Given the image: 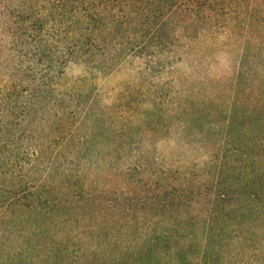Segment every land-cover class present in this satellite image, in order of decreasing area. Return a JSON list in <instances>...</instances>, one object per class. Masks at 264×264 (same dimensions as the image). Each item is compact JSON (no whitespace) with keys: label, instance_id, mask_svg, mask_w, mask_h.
I'll use <instances>...</instances> for the list:
<instances>
[{"label":"trees","instance_id":"trees-1","mask_svg":"<svg viewBox=\"0 0 264 264\" xmlns=\"http://www.w3.org/2000/svg\"><path fill=\"white\" fill-rule=\"evenodd\" d=\"M213 30L262 54L264 83V0H0V264L264 263V165L243 151L264 156V100L241 113L257 133L226 135L217 165H110L122 184L108 185L82 151L96 99L60 88L76 60L91 76L133 57L171 70Z\"/></svg>","mask_w":264,"mask_h":264},{"label":"rangeland","instance_id":"rangeland-1","mask_svg":"<svg viewBox=\"0 0 264 264\" xmlns=\"http://www.w3.org/2000/svg\"><path fill=\"white\" fill-rule=\"evenodd\" d=\"M261 57L240 37L213 30L203 32L189 52L173 61L171 70L160 73L151 70L144 57H133L106 76H91L83 62H70L60 88L75 87L94 95L99 115L97 128L87 121L81 130L89 138L82 145L89 154L86 165L99 169L108 185L122 184L110 173V165L178 169L217 165L226 135L249 139L257 133V125L244 127L248 117L241 113L248 103L258 107L264 100ZM241 69L249 72L239 78ZM166 88L172 90L170 101L155 113L156 91ZM235 109L242 128L227 133L226 118ZM243 151L256 159L252 165H264V156L256 149L246 146ZM257 264L264 263L260 259Z\"/></svg>","mask_w":264,"mask_h":264}]
</instances>
